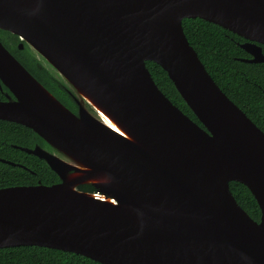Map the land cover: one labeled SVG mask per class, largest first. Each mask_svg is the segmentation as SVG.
I'll return each instance as SVG.
<instances>
[{
	"label": "water",
	"instance_id": "95a60500",
	"mask_svg": "<svg viewBox=\"0 0 264 264\" xmlns=\"http://www.w3.org/2000/svg\"><path fill=\"white\" fill-rule=\"evenodd\" d=\"M197 17L246 38L252 56L243 60L264 62V0H0V29L39 52L81 98L77 83L91 92L137 139L93 104L97 115L73 112L0 39V89L9 90L0 118L32 128L65 156L22 148L61 181L0 188V248L45 246L103 264H264V131L190 43L183 20ZM149 60L202 125L160 89ZM74 170L112 181H69ZM231 181L249 187L260 221ZM83 183L113 201L77 188Z\"/></svg>",
	"mask_w": 264,
	"mask_h": 264
},
{
	"label": "trees",
	"instance_id": "16d2710c",
	"mask_svg": "<svg viewBox=\"0 0 264 264\" xmlns=\"http://www.w3.org/2000/svg\"><path fill=\"white\" fill-rule=\"evenodd\" d=\"M184 30L198 52L201 60L223 91L264 131V62H248L244 58L252 55L241 43L247 39L203 18H185ZM0 39L13 55L52 94L73 112L78 104L67 87L60 83L48 69L44 57L28 43L20 48L22 41L17 34L0 29ZM264 52V44H262ZM154 80L160 89L186 114L199 121L193 110L178 92L168 72L154 61H147ZM5 91H9L3 85ZM0 99H6L0 89ZM40 145L46 149L53 145L32 128L0 118V188L15 185H32L42 182L54 184L61 181L47 161L23 150ZM7 161H5V160ZM79 189L97 191L91 183L78 185ZM238 203L255 219L260 221L261 208L249 189L238 181L230 182ZM0 264H103L76 252L26 245L0 248Z\"/></svg>",
	"mask_w": 264,
	"mask_h": 264
},
{
	"label": "bare ground",
	"instance_id": "6f19581e",
	"mask_svg": "<svg viewBox=\"0 0 264 264\" xmlns=\"http://www.w3.org/2000/svg\"><path fill=\"white\" fill-rule=\"evenodd\" d=\"M71 85L73 87H75L73 84H71ZM76 85H77V88L80 90L81 94H83V96H85L86 99L84 97H82V98L86 102H89V104H91L92 107H93V105H95L96 108H98L99 111L102 112L103 117L105 118V120L111 126H113L120 133H122V134L130 137L131 139L137 141V139L135 138V136H133L131 134V132L127 129V127H125L124 124L112 112H110L100 100H98L91 92H89L88 90H86L84 87L80 86L78 83ZM56 99H58V98H56ZM87 100H89V101H87ZM67 175H68V180L69 181H75L77 179L78 180L84 179V181H89V182H94V183H109V182L112 181V178L110 176H108L107 174H94L92 176H88L85 173V171H82V170H74L73 172H69ZM92 194L95 197L102 198V199L107 200V201H113V199L111 197H109L107 194H105L103 192L94 191V192H92Z\"/></svg>",
	"mask_w": 264,
	"mask_h": 264
},
{
	"label": "rangeland",
	"instance_id": "374dc122",
	"mask_svg": "<svg viewBox=\"0 0 264 264\" xmlns=\"http://www.w3.org/2000/svg\"><path fill=\"white\" fill-rule=\"evenodd\" d=\"M37 52V51H36ZM40 56H42L39 52H37ZM43 57V56H42ZM45 59V64L48 67V69H50L53 73V75L56 77V79L58 81H60V83L62 84V86H66L67 89L71 92L72 96L74 97V99L76 100L77 104H78V111L76 112V114H78L79 110H80V106L85 107L87 110H89L91 113L97 115L96 111L93 109V107L91 105H89L88 103H86L76 92V90L74 89V87L67 81V79L64 78V76L58 72V70L48 62V60L46 58ZM51 152L57 153L58 155H60L61 157L65 156L63 154H61L60 152H58L57 149H55V147L48 149ZM68 159V158H66ZM77 188H79V186H77Z\"/></svg>",
	"mask_w": 264,
	"mask_h": 264
},
{
	"label": "flooded vegetation",
	"instance_id": "af4514ba",
	"mask_svg": "<svg viewBox=\"0 0 264 264\" xmlns=\"http://www.w3.org/2000/svg\"><path fill=\"white\" fill-rule=\"evenodd\" d=\"M20 39H21V38H20ZM21 40H22V39H21ZM22 41H23V40H22ZM22 41H21V42H22ZM23 42H25V41H23ZM26 43H27V42H26ZM19 47H20V43H19ZM1 90H2V92L4 93V95H5V97H6V93L9 92V91H5L4 89H1ZM6 99H7V98H6Z\"/></svg>",
	"mask_w": 264,
	"mask_h": 264
}]
</instances>
